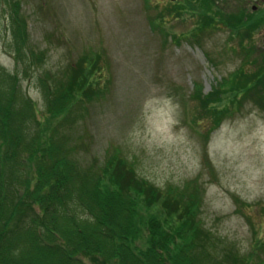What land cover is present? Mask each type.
<instances>
[{
  "label": "rangeland",
  "instance_id": "obj_1",
  "mask_svg": "<svg viewBox=\"0 0 264 264\" xmlns=\"http://www.w3.org/2000/svg\"><path fill=\"white\" fill-rule=\"evenodd\" d=\"M253 5L264 0H247L245 11ZM230 10L235 22L239 11ZM189 11V0H0V69L18 74L22 94L45 118L41 79L52 84V76L79 59L97 58L99 68L88 82L100 89L97 99L73 111L66 127L52 121L43 128L42 120L47 139L71 149L72 172H100L103 189L111 183L105 172L112 164H124L162 189L198 178L200 217L216 247H232L239 259L257 250L255 263L264 264V101L251 93L243 99L235 88L236 72L264 69V60L256 63L264 56V28L250 35ZM17 13L26 19L28 42H16L22 31ZM202 21L203 30L192 35ZM11 43L21 47L18 65ZM257 89L264 90V74L252 91ZM211 101L216 110L227 105L230 111L206 144L213 115L204 105ZM249 261L238 264L254 263Z\"/></svg>",
  "mask_w": 264,
  "mask_h": 264
},
{
  "label": "trees",
  "instance_id": "obj_2",
  "mask_svg": "<svg viewBox=\"0 0 264 264\" xmlns=\"http://www.w3.org/2000/svg\"><path fill=\"white\" fill-rule=\"evenodd\" d=\"M222 3L225 13L218 8L217 0H189L188 13L205 15L204 20L219 18L217 27L228 24L248 34L257 29L256 25L259 28L264 24V10L250 15L245 11L247 0ZM237 6L240 16L235 14L233 22L230 9ZM203 22L197 24L192 35L203 30ZM25 26L22 20L20 40L16 42H28ZM13 35L16 39V32ZM10 46L18 65L21 47L17 43ZM260 60H264L263 55L256 63ZM98 68L97 58H81L61 70L59 76H52L56 79L52 84L41 79L49 113L45 118L39 116L36 103L22 94L18 74L0 69V264H86L84 259L92 264H238L250 259L253 264H263L255 263L260 260L257 250L239 259L232 247L223 246L225 243L219 241L224 247L220 250L216 247L214 236L200 217L198 178L186 181L182 188L168 185L162 189L124 164H112L105 172L111 183L103 184V189L96 179L100 172L92 168L72 172L74 164L67 158L71 149L47 139L41 125L45 122V128L53 121L54 127L63 128L73 111L86 110L100 91L88 83ZM235 74L239 96L244 99L251 93L249 97L255 101H264L263 89L252 91L264 69ZM45 75L49 80L50 74ZM204 109L213 115L207 140L230 110L227 105L216 110L214 101L206 103ZM35 125L39 127L37 132L31 131ZM71 209L75 212L69 214L67 210ZM144 231L145 240L141 238ZM140 238L143 245L139 247Z\"/></svg>",
  "mask_w": 264,
  "mask_h": 264
}]
</instances>
